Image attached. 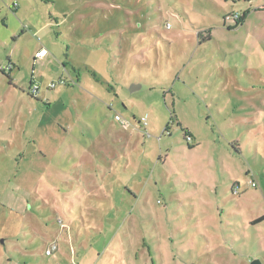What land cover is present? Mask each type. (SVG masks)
<instances>
[{"label":"rangeland","instance_id":"374dc122","mask_svg":"<svg viewBox=\"0 0 264 264\" xmlns=\"http://www.w3.org/2000/svg\"><path fill=\"white\" fill-rule=\"evenodd\" d=\"M258 8L0 0V264H264Z\"/></svg>","mask_w":264,"mask_h":264},{"label":"trees","instance_id":"16d2710c","mask_svg":"<svg viewBox=\"0 0 264 264\" xmlns=\"http://www.w3.org/2000/svg\"><path fill=\"white\" fill-rule=\"evenodd\" d=\"M258 11H264V8H258L255 10V12H258ZM249 14V12H246L244 14H227L223 17V19L221 20L222 21V26H233V25H236V26H240V25H244L245 23V18L246 16ZM228 18H232L231 20L232 21H229ZM202 37L201 36V33L198 34V38ZM211 40V37L208 35L206 37V41H210ZM35 85V84H34ZM33 84L30 86V91H31V88H32ZM37 86V85H36ZM165 132L168 133V130H165ZM189 136V134L187 132L184 133V139L185 141L187 142L186 138ZM188 143V142H187ZM190 144V143H188ZM189 148H192L193 146H189ZM264 218H261L259 219L258 221H256V223H259L263 220Z\"/></svg>","mask_w":264,"mask_h":264},{"label":"built area","instance_id":"2783aa9c","mask_svg":"<svg viewBox=\"0 0 264 264\" xmlns=\"http://www.w3.org/2000/svg\"><path fill=\"white\" fill-rule=\"evenodd\" d=\"M63 82L61 81L59 84H62ZM50 87L51 88H54L55 87V84L54 83H52L51 85H50ZM31 92H32V94L33 95H36V94H38L39 93V87L38 86H36V85H33L32 86V88H31ZM116 120L117 121H120V117L119 116H116ZM138 125L140 126V127H146V125H147V123H146V120L145 119H142L139 123H138ZM186 140H187V142L188 143H191L192 142V139H191V137H187L186 138ZM250 185L253 187V188H255L256 187V184H255V182H253V181H251L250 182ZM57 246L55 245V244H53L52 246H50L46 251H45V256H47V257H51V256H53V254L55 253V252H57Z\"/></svg>","mask_w":264,"mask_h":264},{"label":"water","instance_id":"95a60500","mask_svg":"<svg viewBox=\"0 0 264 264\" xmlns=\"http://www.w3.org/2000/svg\"><path fill=\"white\" fill-rule=\"evenodd\" d=\"M251 264H260L258 261H254Z\"/></svg>","mask_w":264,"mask_h":264},{"label":"crops","instance_id":"0c3cea01","mask_svg":"<svg viewBox=\"0 0 264 264\" xmlns=\"http://www.w3.org/2000/svg\"><path fill=\"white\" fill-rule=\"evenodd\" d=\"M2 24L4 25V20H2ZM190 136V135H189Z\"/></svg>","mask_w":264,"mask_h":264}]
</instances>
